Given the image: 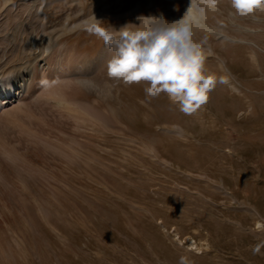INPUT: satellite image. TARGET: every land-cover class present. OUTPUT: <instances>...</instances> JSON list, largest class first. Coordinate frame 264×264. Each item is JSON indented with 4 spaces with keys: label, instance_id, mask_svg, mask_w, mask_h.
<instances>
[{
    "label": "rangeland",
    "instance_id": "rangeland-1",
    "mask_svg": "<svg viewBox=\"0 0 264 264\" xmlns=\"http://www.w3.org/2000/svg\"><path fill=\"white\" fill-rule=\"evenodd\" d=\"M74 1L87 5L84 19L60 16L52 28L65 46L59 71L75 55L103 58L81 75L94 87L59 85L78 109L54 108L56 119L9 114L23 129L0 142L10 158L0 183V264H264V11L236 16L230 0L215 9L205 0ZM189 4L208 15L212 29L193 23V40L210 53L206 71L222 78L191 114L166 94L146 96L145 82L110 78L113 50L100 35L132 29L140 17L176 22ZM99 9L104 18L86 22ZM46 32L38 30L42 41Z\"/></svg>",
    "mask_w": 264,
    "mask_h": 264
},
{
    "label": "bare ground",
    "instance_id": "bare-ground-1",
    "mask_svg": "<svg viewBox=\"0 0 264 264\" xmlns=\"http://www.w3.org/2000/svg\"><path fill=\"white\" fill-rule=\"evenodd\" d=\"M61 1L63 2L61 5H65L64 10L52 12L55 5H57V2ZM75 3L74 0H26L25 2H18L17 0H0V92L4 94V98L0 99V142L5 143L6 141H9L10 143V140L17 138L21 133L18 131L20 129L19 127L18 130L14 129V125L9 123L8 116L12 117L9 114H18L19 116L32 111L34 114L40 112L46 115L54 114V117L56 114V111L54 113L52 112L54 108L61 111L58 113L59 115L63 113L67 114L72 108L78 109L79 106L73 107L72 98L70 99V96L62 92V90L60 91L58 89L59 85H63L64 87L77 86L83 90H88L89 87L95 86L90 78H85L86 76L81 78V75H89L91 72H94L103 56H99L96 60H90L82 55H75L73 64L67 67L63 74L59 71L63 65L65 46H58L59 36L52 31V28L55 26L54 23L60 16H62L61 18L65 16L68 20L73 19V17L83 18L86 16L88 11L87 5L83 2L76 3L77 5H75ZM186 12L187 15L184 19L185 23L190 26H193V23H196L199 26L212 29L208 25V15L206 12L197 13L192 4L188 5ZM105 15V11L99 9L96 14L87 19L86 22L101 20ZM173 20L179 21L181 18L177 17ZM82 24L83 23L79 22L78 26ZM76 27L77 25L70 27V29L74 30ZM39 29L42 31H48L46 32L47 34L44 41L38 36ZM227 37L228 36H226V38ZM56 52L57 55H55ZM226 79L232 83V81H230V76H226ZM55 80L58 81L54 84V87L51 88L54 92L51 97L53 99L51 100V98H49L51 102L49 100L47 102V100L45 101V97L47 98V95L50 93L46 95V86ZM233 85L235 89H237V86L235 84ZM69 89L71 88H68V91L70 92ZM71 90H73V88ZM68 91L66 92L68 93ZM19 99L20 103L8 108V106L14 101ZM74 105L76 104L74 103ZM93 114L96 113L93 112ZM28 116L29 118L31 117L30 115ZM10 120L12 119L10 118ZM21 129L23 128L21 127ZM97 133H100V131H97ZM12 135L13 138H11ZM20 137L19 139L23 140L22 136ZM33 139H31L32 143L30 141L32 145L34 144L36 146L39 144L35 138ZM17 146L19 145L14 147L16 148ZM10 150L16 152L14 151L15 149L12 150L11 148ZM5 152H0V155ZM11 158L13 159L14 157L12 156ZM9 159L10 158L8 157V160ZM8 160L2 157V155L0 156V183L6 180L7 176L5 175L2 166L5 165ZM71 160L72 159H70V161ZM10 162H13L14 164L13 160ZM33 177L35 180V176Z\"/></svg>",
    "mask_w": 264,
    "mask_h": 264
},
{
    "label": "clouds",
    "instance_id": "clouds-1",
    "mask_svg": "<svg viewBox=\"0 0 264 264\" xmlns=\"http://www.w3.org/2000/svg\"><path fill=\"white\" fill-rule=\"evenodd\" d=\"M205 3L215 9L218 0H205ZM230 5L234 15L240 17L264 11V0H230ZM139 19L138 25H133L132 29L125 25L118 35L100 32L113 50L107 60L108 76L125 85L145 82L148 85L144 88L146 96L157 98L163 93L181 111L196 112L209 101L217 83L222 82V78L218 80L205 69L210 53L194 42L185 17L163 24L154 22L160 20L155 17Z\"/></svg>",
    "mask_w": 264,
    "mask_h": 264
}]
</instances>
